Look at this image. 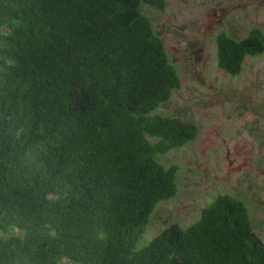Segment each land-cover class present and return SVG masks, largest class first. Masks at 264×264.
<instances>
[{
	"label": "trees",
	"instance_id": "16d2710c",
	"mask_svg": "<svg viewBox=\"0 0 264 264\" xmlns=\"http://www.w3.org/2000/svg\"><path fill=\"white\" fill-rule=\"evenodd\" d=\"M165 0H0V264H264L247 205L218 194L140 245L198 128L154 113L181 86L146 8ZM241 74L264 33L215 38ZM146 240V239H145Z\"/></svg>",
	"mask_w": 264,
	"mask_h": 264
},
{
	"label": "rangeland",
	"instance_id": "374dc122",
	"mask_svg": "<svg viewBox=\"0 0 264 264\" xmlns=\"http://www.w3.org/2000/svg\"><path fill=\"white\" fill-rule=\"evenodd\" d=\"M146 8L178 71L181 86L154 113L198 128L186 146L159 157L179 167L178 193L157 205L140 245L173 223L187 227L218 194L243 201L251 227L264 242V53L247 57L230 77L216 66L215 38L264 33V0H165ZM146 239V240H145ZM61 264H73L65 261Z\"/></svg>",
	"mask_w": 264,
	"mask_h": 264
}]
</instances>
